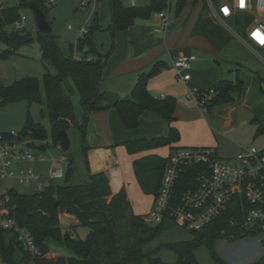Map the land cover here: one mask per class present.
Instances as JSON below:
<instances>
[{"label":"trees","instance_id":"obj_1","mask_svg":"<svg viewBox=\"0 0 264 264\" xmlns=\"http://www.w3.org/2000/svg\"><path fill=\"white\" fill-rule=\"evenodd\" d=\"M33 1L41 7L48 19V4L52 2ZM212 1L218 3L220 0ZM28 2L29 0H19L17 4L0 6V41L6 45V48L0 49V58L7 59L17 54L21 46L38 41L42 61L48 69L43 78L25 76L10 84H4L0 75V112L5 105L19 99L37 100L44 107L42 116L50 121V132L42 121H33L29 113L23 129L19 132L21 137L31 136L45 141L51 135L53 144L57 146L59 143L56 140L57 132L76 126L85 139L89 113L100 108L98 103L103 96L100 90L103 69L113 49L103 53L93 38L94 32L102 28L100 21L105 14L96 11L87 34L79 36L76 42L62 44L53 27L51 31L45 33L38 30L36 35L24 29H8V26L21 20L20 10L29 7ZM184 4V0L177 2L176 14L181 12ZM169 6V0H149L148 4L135 6L125 4L124 0H112L109 28L113 33L125 30L133 25L136 19H148ZM48 21L52 26L51 21L49 19ZM238 26L242 31L244 24L240 22ZM166 65L158 61L148 71L142 72L134 85L130 99H119L105 106L117 111L126 129L138 128L140 116L147 110L159 113L170 123L175 121L176 97L172 95L156 97L148 88L149 79L160 73ZM49 66H52L54 71L50 70ZM243 86L242 79H238L235 84L227 79H220L218 87L214 88L213 99L202 107L212 111L219 104L233 101L232 92L238 91L241 95ZM75 94L80 98L82 109L80 116L75 112L73 101ZM251 122L256 125L257 134L264 132V116L255 115ZM179 139V130L171 126L166 137L136 140L125 145L129 153L163 146H171L172 151L178 148L172 145ZM167 160L168 157L158 154H148L134 160L137 180L146 194L154 196L158 194ZM86 163L90 170L88 159ZM195 170L194 167H188L184 171L176 185L177 196L189 187L187 180ZM71 174L70 159V167L63 183L52 182L45 188L29 194L11 187L0 195V205L5 207L20 226L31 232L42 252V255H29L19 244L16 233L11 230H0V264H170L154 255L153 251L147 252L144 249L147 243L173 223L170 218H165L158 225L149 226L143 215L134 211L124 186L116 192L113 191L106 171L91 173L87 180L80 183H72ZM61 213L75 215L79 222L77 226L89 229L87 235L84 238L76 237L73 231L76 226L64 232L60 224ZM231 216L232 214L224 212L204 228L190 231L191 239L162 246L176 253L175 264H198L195 250L201 245L208 247L216 262L225 264L215 249L216 241L230 238L232 235L235 240H240L253 234V231L241 226L242 215L234 224L230 222ZM48 238L66 243L76 252V256L57 255L48 258L46 256L49 252L46 242ZM246 264H264V251L256 262Z\"/></svg>","mask_w":264,"mask_h":264},{"label":"rangeland","instance_id":"obj_2","mask_svg":"<svg viewBox=\"0 0 264 264\" xmlns=\"http://www.w3.org/2000/svg\"><path fill=\"white\" fill-rule=\"evenodd\" d=\"M3 5L17 4L19 0H0ZM98 1H89L87 5H82L80 0H56L48 4L47 16L52 23L54 32L59 36L62 44L66 42H76L80 36V28L89 26L93 20V12L96 9ZM178 0H169L170 6L164 10L168 17H172L176 13V4ZM138 5L148 4L149 0H137ZM125 4H129V0H124ZM21 15L26 19L20 24L8 26V29H24L36 35L38 26L33 10L24 7L20 10ZM111 23V12L106 11L103 19L100 21L101 29L93 34V38L104 52L111 49L113 42L112 30L109 28ZM231 27L235 28V21L228 22ZM69 25L73 27L69 29ZM244 36V32H240ZM230 46L217 57L211 58V64L216 68L221 79H227L232 83H236L238 79L244 82L243 92L241 95L238 91H233L234 100L219 104L214 107L218 112L230 114L232 122L228 125L223 121L214 122V127H206L200 134V140L214 142L218 148V154L222 157L235 156L241 150L246 151L247 148L255 147L264 149V132L257 134L256 125L251 122L255 115L264 116V59L250 49L241 39L232 35ZM246 39V38H245ZM6 48V45L0 41V49ZM19 55H11L7 59L0 58V75L4 84H10L16 79L25 76H34L43 78L48 67L41 59V47L38 41L31 45H23L18 49ZM49 69L54 71L52 66ZM210 89V88H209ZM42 95L44 90L42 89ZM189 98V93H188ZM192 99V98H190ZM194 100V99H193ZM75 112L77 116L81 115L82 109L78 94L73 97ZM43 105L37 100L30 101L28 99H19L5 105L0 112V132L14 131L20 132L23 129L25 121L30 113L33 121H42L50 132V121L42 116ZM212 120L213 115L207 108L202 107ZM217 119V118H216ZM224 125V126H223ZM71 141L70 149L63 152L58 146L53 144L52 137L49 135L45 142L34 140V153L37 155L33 161L22 160L16 164L17 170L27 171L29 168L33 170L35 175L41 176L42 188L50 183H63V179H52L51 172L53 168L61 165L63 156L71 159L72 163V183H80L88 179V168L86 163V153L84 151V138L80 129L71 126L68 130ZM193 131H189L191 136ZM27 141L32 140L30 136L25 138ZM48 143L46 150H40L39 146ZM208 145V144H205ZM197 146H203L199 144ZM192 147V146H188ZM162 154L167 152L166 149L160 151ZM66 174L68 169L65 170ZM39 182L31 181L30 183H19L13 178H0V195L4 194L8 188L14 187L22 193H33L38 190ZM142 201L138 213L146 210V203L152 199L149 195H141ZM61 229L69 231L73 229V222L69 219H62ZM76 237H85L88 228L84 226L76 227L74 230ZM258 239L262 234L256 235ZM192 238V233L174 223L167 226L161 231L151 242L144 247L145 251H153L154 255L161 257L165 262L175 264L177 255L171 249L162 246L166 243L180 242ZM258 241L252 237L234 241L228 238L219 239L215 243V249L225 264H246L256 262L264 251L262 243L258 241L257 249L254 243ZM49 246L48 258H54L55 255L76 256V252L66 243L48 238L46 240ZM51 252V253H50ZM55 255H53V254ZM195 258L198 264H222L216 262L206 245H201L195 250Z\"/></svg>","mask_w":264,"mask_h":264},{"label":"crops","instance_id":"obj_3","mask_svg":"<svg viewBox=\"0 0 264 264\" xmlns=\"http://www.w3.org/2000/svg\"><path fill=\"white\" fill-rule=\"evenodd\" d=\"M184 2L181 12L169 17L173 23L168 28L163 27L160 14L154 13L148 19H136L133 25L125 30L112 32L111 49H113L109 50L110 55L106 60L103 79L100 83V90L103 92L98 103L100 108L89 113L86 124L84 151L90 164L88 178L91 173L106 171L113 191L116 192L121 187H125L137 214H140L138 208L142 204L139 196L152 197L146 203L147 207L141 213L142 215L151 209L155 196L146 194L142 190L133 162L136 158L148 154L167 157L171 146L129 153L125 145L127 142L166 137L169 135L171 126H175L179 130L180 139L172 146L203 144V146L215 147L218 152L214 142L202 141L199 136L203 130L206 131L207 126L214 127V122L223 121L227 125L232 122L230 114L218 112L214 108L211 111L213 115L211 120L195 100L188 98V93L192 88L218 87L221 78L216 68L212 66L211 58L217 57L230 46L233 34L214 17L208 0H184ZM96 11L103 14L110 11L112 14V0L98 2L92 16ZM187 54H195L197 59L193 62L191 80L184 82L177 79L173 60ZM158 61L167 65L160 73L149 79L148 88L156 97L167 95L176 97L175 121L170 123L159 113L147 110L140 116L138 128L126 129L117 111L105 106L119 99H130L139 75L148 71ZM190 130L193 131L191 136ZM163 149L167 150L165 154L160 152ZM71 176L70 180H72ZM63 218L71 220L73 226L79 227L75 215L61 213L60 224ZM254 248L257 249V246L255 245Z\"/></svg>","mask_w":264,"mask_h":264},{"label":"built area","instance_id":"obj_4","mask_svg":"<svg viewBox=\"0 0 264 264\" xmlns=\"http://www.w3.org/2000/svg\"><path fill=\"white\" fill-rule=\"evenodd\" d=\"M50 1L53 3L56 0ZM89 1L98 0H80L84 6ZM208 3L214 17L264 59V0H220L218 3L208 0ZM129 5L135 6L138 2L129 0ZM159 14L163 27H170L173 22L168 15L164 11ZM25 19L23 15L17 24ZM229 21H235L237 26L231 27ZM240 22L244 24V36L240 34ZM69 29L72 30L73 27L69 25ZM79 31L80 36H84L89 28L85 25ZM196 59L195 54H187L173 60L178 80H191V70ZM214 95V88H192L189 91V98L194 99L200 106L208 104ZM26 137H21L19 132L14 131L0 132V178H13L22 184L37 181L38 190H41L43 188L40 175H35L31 168L27 171L16 169V164L20 161H33L37 157L32 149L36 146L34 140L37 139L30 136L32 140L27 141ZM57 146L62 150L59 143ZM167 157L161 187L151 209L143 214V219L149 226L158 225L165 218H170L174 224L188 231L200 230L226 212L232 214L230 222L233 224L238 222L239 216L242 215L241 226L253 231L248 237L260 241L264 247L263 149L251 147L246 151L241 150L233 157H221L215 147L183 146L170 151ZM69 167L70 159L63 156L61 165L53 168L51 178H65V170ZM188 167H194L196 170L187 180L189 187L177 196L176 185ZM229 206L233 211L227 210ZM236 211L237 214L234 215ZM0 230L16 233L19 244L29 255H42L31 232L20 226L3 205H0ZM259 234H262L260 239L256 237ZM228 239L238 241L233 235ZM258 241L254 246H258Z\"/></svg>","mask_w":264,"mask_h":264},{"label":"water","instance_id":"obj_5","mask_svg":"<svg viewBox=\"0 0 264 264\" xmlns=\"http://www.w3.org/2000/svg\"><path fill=\"white\" fill-rule=\"evenodd\" d=\"M28 5H29V8H31L35 14L38 30L43 33L51 31L52 26L50 22L48 21L46 14L41 9V7L37 3H35L33 0H29ZM56 140L61 145L63 152H67L70 149L71 141H70L67 130L58 131L56 134ZM39 149L45 150L46 146H40ZM227 210L229 212L233 211L231 206H229Z\"/></svg>","mask_w":264,"mask_h":264},{"label":"snow or ice","instance_id":"obj_6","mask_svg":"<svg viewBox=\"0 0 264 264\" xmlns=\"http://www.w3.org/2000/svg\"><path fill=\"white\" fill-rule=\"evenodd\" d=\"M225 11H227V9H225Z\"/></svg>","mask_w":264,"mask_h":264}]
</instances>
